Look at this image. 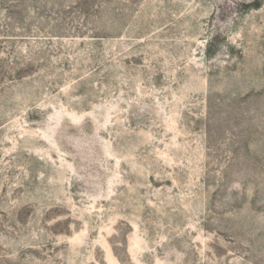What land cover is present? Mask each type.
<instances>
[{
	"label": "rangeland",
	"instance_id": "1",
	"mask_svg": "<svg viewBox=\"0 0 264 264\" xmlns=\"http://www.w3.org/2000/svg\"><path fill=\"white\" fill-rule=\"evenodd\" d=\"M0 264H264V0H0Z\"/></svg>",
	"mask_w": 264,
	"mask_h": 264
}]
</instances>
